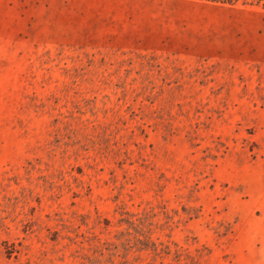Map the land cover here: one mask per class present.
<instances>
[{
	"label": "rangeland",
	"instance_id": "374dc122",
	"mask_svg": "<svg viewBox=\"0 0 264 264\" xmlns=\"http://www.w3.org/2000/svg\"><path fill=\"white\" fill-rule=\"evenodd\" d=\"M0 264H264V0H0Z\"/></svg>",
	"mask_w": 264,
	"mask_h": 264
},
{
	"label": "trees",
	"instance_id": "16d2710c",
	"mask_svg": "<svg viewBox=\"0 0 264 264\" xmlns=\"http://www.w3.org/2000/svg\"><path fill=\"white\" fill-rule=\"evenodd\" d=\"M209 1H216V0H209ZM246 3H247V0H244ZM249 1V0H248ZM253 0H251V2H252Z\"/></svg>",
	"mask_w": 264,
	"mask_h": 264
}]
</instances>
